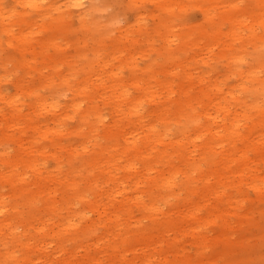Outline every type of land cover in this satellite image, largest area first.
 <instances>
[{
	"label": "bare ground",
	"instance_id": "6f19581e",
	"mask_svg": "<svg viewBox=\"0 0 264 264\" xmlns=\"http://www.w3.org/2000/svg\"><path fill=\"white\" fill-rule=\"evenodd\" d=\"M144 1L126 0L133 21L119 25L124 11L88 23L83 8L103 9L98 0H66L80 8L85 33L93 30L89 24L106 31L96 56L81 68L70 65L65 75L54 63L59 82L47 77L31 87L21 78L15 93L0 90L6 106H0V264H218L220 252L207 254L214 242H242L258 224L250 214L264 219V0H255L250 12L236 2L222 10L221 0H209L203 11L210 29L186 32L185 4L152 0L159 12L152 13L158 20L152 30L166 32L158 55L140 67L132 49L146 26ZM2 2L1 34L9 35L3 41L12 43V23L21 18L26 28L16 39L23 49L37 26L26 20L28 8L37 14L56 9L51 25L73 16L55 1L11 0L10 8ZM229 8L237 11L226 15ZM114 24L117 34L107 29ZM108 39L115 45L103 59ZM154 41L149 36L146 47ZM248 45L263 49L250 65ZM192 47L207 55L209 70L202 74L192 70V58L182 57ZM218 59L226 61L222 78L209 63ZM36 60L18 65L29 74ZM231 77L238 81L230 84ZM60 86L71 95L64 103ZM30 96L35 99L27 101ZM145 102L155 107L146 111ZM99 103L110 109L109 120ZM71 118L78 122L68 128ZM68 133L83 138L79 147L63 142ZM79 149L94 152L79 161ZM48 160H54L51 169ZM45 245L53 248L51 261H33L36 252L44 258Z\"/></svg>",
	"mask_w": 264,
	"mask_h": 264
},
{
	"label": "rangeland",
	"instance_id": "374dc122",
	"mask_svg": "<svg viewBox=\"0 0 264 264\" xmlns=\"http://www.w3.org/2000/svg\"><path fill=\"white\" fill-rule=\"evenodd\" d=\"M55 1L56 8L58 9H70L72 12V17L65 20L63 26L51 25L52 19L50 16L56 15V9H51L50 11H45L46 14H37L35 10L28 8L25 13V18L28 22H35L37 24L36 27L32 29L31 33V46L27 49H23L22 45H18V40L16 36L19 35V30L26 28L24 23L20 22L21 18L17 20V17L14 15L13 19L17 21L12 23L11 35L12 39L11 44H6L3 40L9 35L7 33L1 34L0 28V37L1 42L3 41V45L0 47V90L4 93H15L17 88H15V81L17 79L23 78L25 84H28L31 87H36L41 81H45L47 77H52L54 81L59 82L60 79L57 76L53 68L54 63L61 67L60 75H65L69 70V66L73 65L77 68H81L82 66L88 64L96 55L95 51L100 47L98 38L100 34L106 32L104 29H98L93 27L91 24L92 32H84V28L81 26L80 20L78 19V11L79 7H71L67 6L66 0H38V2H50ZM164 1V0H163ZM181 3L186 5V10L181 13V16L184 21L187 23V29L184 31H192L195 28L202 29V31H207L210 29V25L208 20L204 15L203 9L204 5H207L209 0H179ZM99 4L102 5L103 9H91L89 10V5L85 4L83 9H88L89 14H87V22L90 23L91 20H107L112 14H116L117 12L125 14H120L118 16L119 25L124 23L130 24L133 21L134 12L128 11L124 7V3L126 0H98ZM236 2L240 5L243 11L250 12L251 9L255 10V0H221L220 8L223 10V7L228 3ZM102 3V4H101ZM2 5L5 8H10L13 4L11 0H3ZM143 11H145L144 15L146 16V26L142 29L141 37L142 41L139 46L134 47L132 50L135 51L136 62L140 67H144V65L154 59L158 53V50H161L163 47V34L166 32L164 28L161 27L162 33L158 34L152 30L154 27V23L158 20H154L152 13L159 14L154 1L145 0L142 4ZM23 10V9H22ZM224 12L226 15L232 14V12H236L237 10L234 8L226 9ZM49 12V13H48ZM123 12V13H124ZM44 13V12H43ZM160 16L166 17L165 14H161ZM46 18V19H44ZM225 18V17H224ZM223 18V20H224ZM46 21V23H44ZM228 26L225 25V29ZM107 29H111V32L117 34V25L108 27ZM177 32H181L179 27H176ZM13 32V33H12ZM15 33V34H14ZM199 33L200 30H199ZM14 34V36H13ZM151 37H154L155 41L152 48H147L146 43ZM53 38V39H52ZM153 39V38H152ZM208 38L205 41H209ZM45 43L43 46L42 44ZM115 45V41L108 39L105 42V50L101 49L100 54L103 59L108 58V56L113 50ZM154 48V50H153ZM175 48V47H173ZM23 49V50H22ZM146 49L145 53L141 54L140 50ZM177 49V48H176ZM188 53H182V57L189 59L192 58L194 61L192 62V70L197 73L200 72L202 74L206 70H209V66L203 62V59H207V55L204 52V49L199 47H192L188 49ZM263 49L261 47L254 48L253 45H248L246 53L247 62L252 64L254 62L253 56L262 55ZM36 58V62L31 64L30 68H36L32 70L29 74L24 72V68L19 67V61L22 59H33ZM160 63H163V59H159ZM209 63L213 65L214 76H219L222 78V74L226 71L224 59L218 60H209ZM243 67L247 68V63H243ZM5 66L6 69H3ZM44 66H48L45 68ZM19 67V68H18ZM39 69V71H37ZM129 69L124 68L123 75L125 77L129 76ZM40 77L41 79H39ZM212 77V76H211ZM81 78V76L79 77ZM78 78V79H79ZM77 79V80H78ZM238 81L237 77H231L230 84H235ZM206 85H204L205 87ZM200 89L199 84L194 86V91H198ZM60 91L65 92L66 95L63 96L62 102H66L70 98V93L63 87L60 86ZM50 91L48 89H41V94L43 96H48ZM159 94V92H158ZM35 96H30L27 101L34 100ZM100 104V109L103 112V115L106 116L107 120H109V112L110 109L107 106H103ZM0 106L5 108L6 106L0 102ZM155 107V104L145 102L143 108L146 111H149ZM77 118L68 119V128L73 127V125L77 124ZM67 133V132H66ZM83 138L81 136L76 135L75 133H68L63 137V142H72L74 144H78L80 146ZM46 142V141H45ZM46 144H48L46 142ZM4 145H7L6 143ZM15 144H8L9 151L14 147ZM3 144H0V151H2ZM93 149L78 151V160H83L84 158H89L92 154ZM94 152V151H93ZM48 169H51L55 164L54 160H48ZM247 194L251 197H254L255 193L246 188ZM253 222L258 223L254 224V227L247 229L245 232V238L242 242H236L237 239H233L234 241L229 245L224 244L222 242H214L207 252L208 256L212 255L213 251L220 252L222 255L223 261H218V264H264V219L261 218V215L258 212H254L250 214ZM232 221H235L232 218ZM192 255H195V249L189 247V251ZM53 248L50 245H45V255L44 258L39 259L40 254L36 252L33 255V261H51L53 256ZM138 264H141L140 262Z\"/></svg>",
	"mask_w": 264,
	"mask_h": 264
}]
</instances>
